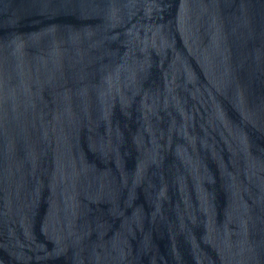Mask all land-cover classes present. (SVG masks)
Wrapping results in <instances>:
<instances>
[{
  "label": "water",
  "instance_id": "water-1",
  "mask_svg": "<svg viewBox=\"0 0 264 264\" xmlns=\"http://www.w3.org/2000/svg\"><path fill=\"white\" fill-rule=\"evenodd\" d=\"M0 264H264V0H0Z\"/></svg>",
  "mask_w": 264,
  "mask_h": 264
}]
</instances>
